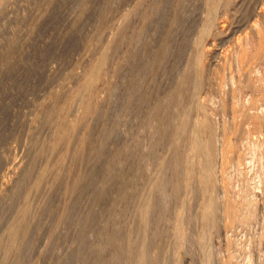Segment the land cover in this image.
<instances>
[{
  "label": "rangeland",
  "instance_id": "374dc122",
  "mask_svg": "<svg viewBox=\"0 0 264 264\" xmlns=\"http://www.w3.org/2000/svg\"><path fill=\"white\" fill-rule=\"evenodd\" d=\"M0 264H264V0H0Z\"/></svg>",
  "mask_w": 264,
  "mask_h": 264
}]
</instances>
